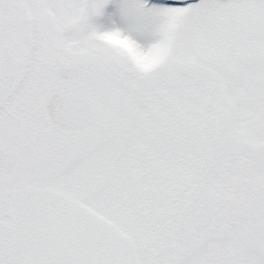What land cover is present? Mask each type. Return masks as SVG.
Segmentation results:
<instances>
[{
    "label": "snow or ice",
    "instance_id": "snow-or-ice-1",
    "mask_svg": "<svg viewBox=\"0 0 264 264\" xmlns=\"http://www.w3.org/2000/svg\"><path fill=\"white\" fill-rule=\"evenodd\" d=\"M0 264H264V0H0Z\"/></svg>",
    "mask_w": 264,
    "mask_h": 264
},
{
    "label": "water",
    "instance_id": "water-1",
    "mask_svg": "<svg viewBox=\"0 0 264 264\" xmlns=\"http://www.w3.org/2000/svg\"><path fill=\"white\" fill-rule=\"evenodd\" d=\"M169 2H171V0H169Z\"/></svg>",
    "mask_w": 264,
    "mask_h": 264
}]
</instances>
